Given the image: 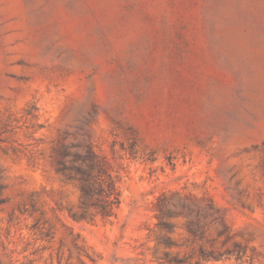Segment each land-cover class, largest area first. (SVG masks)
<instances>
[{
	"label": "rangeland",
	"instance_id": "rangeland-1",
	"mask_svg": "<svg viewBox=\"0 0 264 264\" xmlns=\"http://www.w3.org/2000/svg\"><path fill=\"white\" fill-rule=\"evenodd\" d=\"M62 146L106 157L114 216L71 217ZM0 187V264L195 262L235 243L243 262L203 264H264V0H0Z\"/></svg>",
	"mask_w": 264,
	"mask_h": 264
},
{
	"label": "trees",
	"instance_id": "trees-1",
	"mask_svg": "<svg viewBox=\"0 0 264 264\" xmlns=\"http://www.w3.org/2000/svg\"><path fill=\"white\" fill-rule=\"evenodd\" d=\"M55 168L59 175L66 181L75 180L79 183L80 190V212L70 210L73 219H91L94 220L101 215L103 218H110L115 215L116 209L121 203V192L118 186V179L113 176L109 170L106 157L101 158L91 147H85L83 152L72 153L67 147L62 146L57 152ZM69 158L73 160L68 161ZM1 189V187H0ZM178 212L165 210L163 206L158 209L159 227L167 231L172 230V224L162 221V218H172ZM227 231L226 226L220 232L224 235ZM190 233L197 235L195 230L190 229ZM227 239H231L228 236ZM160 244L167 247L173 246L170 238L159 240ZM234 257L236 261L243 262L241 246L235 243L234 249L205 250L200 249L199 259L193 262V258H179L166 252L162 258H157L159 264H203L211 260H222ZM191 259V260H190Z\"/></svg>",
	"mask_w": 264,
	"mask_h": 264
}]
</instances>
